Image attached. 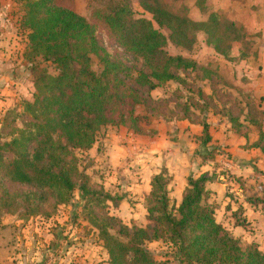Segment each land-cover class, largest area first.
<instances>
[{
	"label": "trees",
	"instance_id": "trees-1",
	"mask_svg": "<svg viewBox=\"0 0 264 264\" xmlns=\"http://www.w3.org/2000/svg\"><path fill=\"white\" fill-rule=\"evenodd\" d=\"M136 1L151 18L135 16V0H115L101 13L111 37L131 57L127 63L103 45L96 26L85 16L60 6L57 0H23L21 25L29 31L26 56L51 62L56 73L39 70L33 101L24 100L23 112L13 111L14 118L4 121L0 139L9 140L0 143V204L7 211L22 206L27 212H39L49 202L53 207L66 204L78 188L88 220L104 242L109 264H160L146 246L160 239H167L189 264H264V252L256 243L242 247L239 239L216 221L215 207L208 202L209 173L188 177L179 204L170 196L172 176L168 170L155 174L147 202V216L154 224L143 228L130 227L110 215L107 204L116 202L114 195L103 185L92 183L79 169L73 150L91 149L104 127L124 126L143 134L148 114L164 116L165 111L176 120L197 122L192 108L198 104L191 97L186 103H175L178 114L165 99L152 95L170 81L184 82L180 71L200 69L207 74L204 80H211L209 68H199L194 59L169 54V41L191 49L197 33L203 31L207 44L225 54L234 42L247 37L242 26L222 19L217 12L210 13L206 21L192 20L180 10L183 0ZM206 2L196 0L201 7ZM94 58L99 71L93 68ZM198 94L205 96L201 90ZM139 106L148 113L138 114ZM242 113L228 110L225 115L238 132H243ZM202 125L205 146L212 137L207 121ZM253 146L264 153L263 132ZM202 156L209 159L207 154ZM10 186L25 190L11 192ZM248 201L264 204V198L259 197Z\"/></svg>",
	"mask_w": 264,
	"mask_h": 264
},
{
	"label": "rangeland",
	"instance_id": "rangeland-1",
	"mask_svg": "<svg viewBox=\"0 0 264 264\" xmlns=\"http://www.w3.org/2000/svg\"><path fill=\"white\" fill-rule=\"evenodd\" d=\"M114 1L57 0V4L85 16L96 26L103 45L129 63L131 57L111 37L102 20L101 13L107 11ZM182 4L181 12L195 21H206L212 12H217L222 19L239 21L245 18L249 22L252 21L244 16L246 5L239 4L237 0H207L204 7L196 4V0H183ZM134 11L136 17H152L136 0ZM23 14V0H0V133L5 119L14 118L13 111L23 112L24 100L33 101L36 93V73L39 70H45L52 75L56 73L55 65L51 62L44 61L41 57L29 60L26 56L29 31L21 25ZM163 31L169 35V31ZM263 45L264 38L250 35L242 41L234 42L229 52L221 54L207 44V35L203 31L197 33V41L191 49L169 41L166 46L169 54L194 59L199 68H209L211 80H204L203 77L207 74H203L200 69L180 71L184 82L170 81L154 90L152 95L155 99H165L169 107L178 114L181 112L174 108L175 103H186L188 97H191L198 104L192 108L196 116L193 118L202 128L205 121H210L211 125H222L226 129L227 124H231L228 117H223L227 115L228 110L238 114L240 110L243 112L245 109V102L250 104L254 101V98L244 96L240 83L245 82V78L242 77L248 78L245 74L254 67ZM244 61H249L251 66L249 68V63L245 64L249 69L246 72ZM93 68L96 71L100 70L98 60L95 58ZM199 90L205 96H200ZM207 96L211 99H206ZM137 113L144 116L148 112L145 107L139 106ZM165 113L164 116L148 114L149 116L143 120L146 131L143 134L135 133L124 126H107L100 130L91 149L73 150L79 169L90 176L92 183L103 185L116 198L115 203L107 204L109 214L119 217L130 227L146 228L154 224L147 216L150 189L148 177L155 170L163 169L160 167L161 163L154 157H163L165 155L163 149H166L163 148L164 143L168 140L169 145L171 141H177L185 129L184 124L179 122L181 120L174 119V115L171 116L167 111ZM167 117H171L172 120H166ZM187 121L191 123L190 120ZM17 122L19 123L20 119H17ZM201 136L198 138V146L188 143V149L195 150L198 154L200 152L207 154L209 159L214 158L217 161L215 166H212L214 175H217L215 171L223 175L230 173L223 170L225 167L223 160L231 158L226 148H222L223 145L219 148L212 140L211 144L203 147L199 143L204 138L203 132ZM7 139L1 138L0 143ZM193 142L196 143L195 140ZM217 142L221 143L220 140ZM192 158L197 172H188L198 177L202 173L201 166L206 163L203 157L201 159L193 155ZM179 165L181 166L179 161L172 162L171 169L176 171ZM168 172L173 175L169 186L170 196L173 202L178 203L176 200L178 182L174 181V174L170 170ZM228 175V179L235 180L237 186L239 184L243 186V182L237 176ZM249 186L252 188L244 189L257 190L258 180ZM15 190L24 191L25 188L10 186L11 192ZM256 192L259 193V190ZM252 193L250 191L249 195ZM84 204L78 188L66 204L53 207V202H49L43 205L39 212H27L22 206L7 211L6 207L0 204V264H109L104 242L99 237L98 230L89 222L88 210L84 208ZM97 212L100 213V210ZM247 233L239 237L244 248L255 243L251 237L254 230L250 228ZM146 246L160 264H189L181 260L175 247L167 239L148 242Z\"/></svg>",
	"mask_w": 264,
	"mask_h": 264
},
{
	"label": "crops",
	"instance_id": "crops-1",
	"mask_svg": "<svg viewBox=\"0 0 264 264\" xmlns=\"http://www.w3.org/2000/svg\"><path fill=\"white\" fill-rule=\"evenodd\" d=\"M237 1L239 4L243 3L246 5V14L244 16L252 21L249 22L244 18V20L242 19L236 22L243 27L247 36L254 35L264 38V0ZM253 20L255 22H253ZM247 63H249V61H244L245 72L249 70L245 65ZM248 67H251L250 63ZM253 68L251 71L246 72L245 75L248 76V78L242 77V79L245 78V82L240 83V85L242 84L241 90L244 92V96L246 98L247 96L254 98L253 103H244L245 109L240 119L243 125V132L234 130L231 124L226 123L227 127L224 129L222 125H211L210 121H207L212 141L218 145L219 148L223 145L222 148H226V151L231 155L230 159L232 160L226 158L223 160V166H225L223 170H227L230 173L223 175L215 171L217 175H214L212 166H215V162L217 161L214 160V158L205 159L202 156L203 153L200 152V154H198L195 150L188 149V143L191 145L194 143L198 146V138L202 137L203 128L198 122L190 123L187 120L179 121L184 124L183 128L185 129L182 130L178 140L171 141L169 145H167L169 142L167 140L163 145V148H166L163 149L165 155L163 157L159 156V158L154 157V159L161 163V168H166L174 174V181L178 182V186H176V200L178 203L176 202V204H179L187 187V179L189 176H192L189 172H197V168H195L193 164V155H195V157L199 156L201 159L203 157L204 163L206 164L201 166V174L209 173L212 176V180L207 184L209 190L208 202L215 207L216 221L228 229L237 239L243 236L244 233H247L248 229L252 228L254 233H251V237L258 245L259 249L264 252V216H262L264 204L259 203L257 205H252L248 201L249 196L250 198H264V153L261 148L253 146L254 143L259 140L260 133H264V45L259 57L255 60ZM247 104H249L248 107ZM223 117L226 118L227 116ZM223 125L225 124L223 123ZM161 133L163 134V132H160V134ZM194 140L196 143L193 142ZM217 140H220L221 143H218ZM211 142L207 145L211 144ZM199 143L204 147L202 141ZM158 150L161 151L160 148H158ZM175 161L181 163V166H177L176 171L171 169L172 162ZM158 172H160V169L155 170V172L148 177V185L150 187L148 195L151 191L152 178ZM228 174L237 176V178L243 182V186L240 184L237 186L235 180L232 181V179H228ZM255 180H258L257 190H259V193L256 192V189H244V187H249L251 189L252 187L249 185ZM250 191L253 192L252 195H249ZM242 222H245V225L241 224Z\"/></svg>",
	"mask_w": 264,
	"mask_h": 264
}]
</instances>
